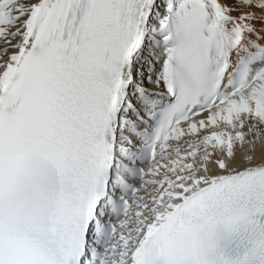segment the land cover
Here are the masks:
<instances>
[{
	"label": "snow or ice",
	"instance_id": "snow-or-ice-1",
	"mask_svg": "<svg viewBox=\"0 0 264 264\" xmlns=\"http://www.w3.org/2000/svg\"><path fill=\"white\" fill-rule=\"evenodd\" d=\"M0 264H264V0H0Z\"/></svg>",
	"mask_w": 264,
	"mask_h": 264
},
{
	"label": "bare ground",
	"instance_id": "bare-ground-1",
	"mask_svg": "<svg viewBox=\"0 0 264 264\" xmlns=\"http://www.w3.org/2000/svg\"><path fill=\"white\" fill-rule=\"evenodd\" d=\"M256 155H257V156H259V155H260L259 151L256 153Z\"/></svg>",
	"mask_w": 264,
	"mask_h": 264
}]
</instances>
